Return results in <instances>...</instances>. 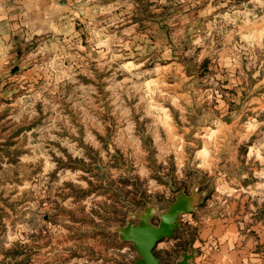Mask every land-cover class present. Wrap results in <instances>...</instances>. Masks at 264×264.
Masks as SVG:
<instances>
[{
	"label": "rangeland",
	"instance_id": "rangeland-1",
	"mask_svg": "<svg viewBox=\"0 0 264 264\" xmlns=\"http://www.w3.org/2000/svg\"><path fill=\"white\" fill-rule=\"evenodd\" d=\"M119 1L136 9L96 0L65 30L0 29V264H134L116 228L199 192L155 248L174 264L243 189L264 197V0L205 16Z\"/></svg>",
	"mask_w": 264,
	"mask_h": 264
},
{
	"label": "crops",
	"instance_id": "crops-1",
	"mask_svg": "<svg viewBox=\"0 0 264 264\" xmlns=\"http://www.w3.org/2000/svg\"><path fill=\"white\" fill-rule=\"evenodd\" d=\"M88 1V2H87ZM96 0H6L2 7H0V29L5 25L14 27L16 32L26 29V31L34 34H41L56 30H65V18L72 13L81 15L83 8L87 3L95 5ZM162 1V0H161ZM231 1V0H228ZM239 0H235L237 2ZM164 2H167L165 0ZM113 4H116L122 11H132V7L129 2L122 4L119 0H114ZM72 5V6H71ZM139 7L138 2L136 3ZM225 5L224 0H170L168 3H163L158 9L166 7L168 11H161L162 15H166L170 12L171 15H176L181 9L188 15H203L213 14L221 9ZM126 6V7H125ZM218 6H220L218 8ZM136 9V7H134ZM133 8V9H134ZM116 9V17L120 12ZM233 11L236 10V5L232 7ZM140 10V9H139ZM227 10H231L227 8ZM81 12V13H80ZM159 13V14H160ZM127 17V16H126ZM131 21V20H128ZM166 24L167 21H166ZM171 24V23H170ZM169 28V27H167ZM172 26H170V29ZM125 32V31H123ZM14 33V32H12ZM2 34L0 35V41L2 40ZM2 44L0 43V52L2 51ZM3 59V56H2ZM258 188L256 185L254 189L250 188V191L243 189V193H239L235 196L236 199L230 203L231 211L228 212L225 219L219 217H210L208 219V225L200 227L198 230V237L194 240V247L201 246L202 252L199 254L196 251V257L194 261L197 264H264V234L258 233L255 229H260L259 225L253 226L252 222H249L246 217H256L259 209L264 211V197L258 198L255 195ZM251 208V209H250ZM250 209V210H249ZM261 210V211H262ZM236 217H244L243 222H235ZM259 218V217H258ZM259 221L262 224L264 218ZM240 220V219H239ZM257 221V220H256ZM225 222V223H224ZM240 223L241 225H237ZM248 231H255L254 237L252 234L248 236L244 230V225ZM242 234V235H240ZM248 236V237H247ZM196 242L199 245H196ZM136 260V259H135Z\"/></svg>",
	"mask_w": 264,
	"mask_h": 264
},
{
	"label": "water",
	"instance_id": "water-1",
	"mask_svg": "<svg viewBox=\"0 0 264 264\" xmlns=\"http://www.w3.org/2000/svg\"><path fill=\"white\" fill-rule=\"evenodd\" d=\"M200 197L199 192L187 194L181 191L168 209L160 210L155 204H147L137 210L127 224L116 228L119 240L130 242L137 251L138 257L134 264H162L161 258L155 253L157 244L176 235L177 230L182 228V216L196 210ZM195 257L194 250L184 251L182 258L174 264H197Z\"/></svg>",
	"mask_w": 264,
	"mask_h": 264
},
{
	"label": "built area",
	"instance_id": "built-area-1",
	"mask_svg": "<svg viewBox=\"0 0 264 264\" xmlns=\"http://www.w3.org/2000/svg\"><path fill=\"white\" fill-rule=\"evenodd\" d=\"M4 1H6V0H0V7H2Z\"/></svg>",
	"mask_w": 264,
	"mask_h": 264
},
{
	"label": "trees",
	"instance_id": "trees-1",
	"mask_svg": "<svg viewBox=\"0 0 264 264\" xmlns=\"http://www.w3.org/2000/svg\"><path fill=\"white\" fill-rule=\"evenodd\" d=\"M157 255V254H156Z\"/></svg>",
	"mask_w": 264,
	"mask_h": 264
}]
</instances>
